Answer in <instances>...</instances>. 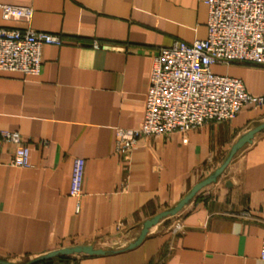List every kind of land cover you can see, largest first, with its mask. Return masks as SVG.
<instances>
[{"label":"crops","instance_id":"obj_1","mask_svg":"<svg viewBox=\"0 0 264 264\" xmlns=\"http://www.w3.org/2000/svg\"><path fill=\"white\" fill-rule=\"evenodd\" d=\"M29 6V22L0 27L58 34L41 47L38 75L0 70V130L29 147L27 167L9 164L15 145L0 140V264H24L63 247L98 255L56 256L43 264H264V129L175 215L174 207L211 175L242 135L264 122L244 105L230 120L185 133L146 136L118 150L116 128H140L156 49L206 37L204 0H0ZM264 96V66L215 64ZM83 161L82 194L69 195ZM176 225L180 226L175 230Z\"/></svg>","mask_w":264,"mask_h":264},{"label":"built area","instance_id":"obj_2","mask_svg":"<svg viewBox=\"0 0 264 264\" xmlns=\"http://www.w3.org/2000/svg\"><path fill=\"white\" fill-rule=\"evenodd\" d=\"M207 5L206 37L190 43L174 40L153 55L150 84L140 128H116L115 145L130 153L146 136L166 137L208 123L232 119L246 104L264 107V96L245 91L239 78L219 75L215 64L264 66V0H204ZM5 20L29 22V6L0 4ZM61 45L58 34L31 29L0 27V70L38 75L41 47ZM0 140L15 145L9 164L27 167L29 147L17 132L0 130ZM83 161L74 162L69 195L82 194ZM175 230L180 226L176 225ZM259 257L264 261V237Z\"/></svg>","mask_w":264,"mask_h":264},{"label":"water","instance_id":"obj_3","mask_svg":"<svg viewBox=\"0 0 264 264\" xmlns=\"http://www.w3.org/2000/svg\"><path fill=\"white\" fill-rule=\"evenodd\" d=\"M264 129V122L257 125L253 129L249 130L246 134L239 137L236 142L231 146L230 151L223 161V163L208 177L203 179L202 181L195 184L191 190L186 194L183 198L179 200V202L172 208L164 210L162 212H159L158 214L154 215L152 218L146 220L142 228L140 230V233L138 237L134 240V242L130 243L128 245V248H132L139 244L145 235L147 234L149 228L156 224L160 219L166 217L175 215L179 211L182 210V208L193 198V196L199 191L202 187L205 185L213 182L216 180L217 176L221 174L223 169L226 167V165L229 163L233 155L246 143H249L251 139L253 138L254 134L259 132L260 130ZM106 251L101 248H94L91 245H78V246H70V247H63L56 250H52L50 252H47L44 255L38 256L32 260H30L27 263L24 264H37L41 261L48 260L50 258L56 257V256H69L72 254H87V255H98V254H104Z\"/></svg>","mask_w":264,"mask_h":264},{"label":"trees","instance_id":"obj_4","mask_svg":"<svg viewBox=\"0 0 264 264\" xmlns=\"http://www.w3.org/2000/svg\"><path fill=\"white\" fill-rule=\"evenodd\" d=\"M45 261H41V262H39V263H37V264H43Z\"/></svg>","mask_w":264,"mask_h":264}]
</instances>
